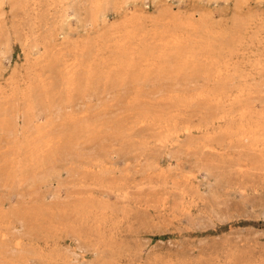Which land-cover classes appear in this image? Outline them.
Here are the masks:
<instances>
[{"label": "rangeland", "instance_id": "374dc122", "mask_svg": "<svg viewBox=\"0 0 264 264\" xmlns=\"http://www.w3.org/2000/svg\"><path fill=\"white\" fill-rule=\"evenodd\" d=\"M0 264H264V0H0Z\"/></svg>", "mask_w": 264, "mask_h": 264}]
</instances>
